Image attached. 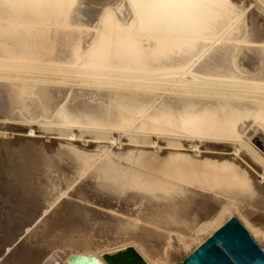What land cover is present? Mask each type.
I'll list each match as a JSON object with an SVG mask.
<instances>
[{"label": "bare ground", "instance_id": "obj_1", "mask_svg": "<svg viewBox=\"0 0 264 264\" xmlns=\"http://www.w3.org/2000/svg\"><path fill=\"white\" fill-rule=\"evenodd\" d=\"M232 216L264 250V0H0V264H176Z\"/></svg>", "mask_w": 264, "mask_h": 264}, {"label": "water", "instance_id": "obj_2", "mask_svg": "<svg viewBox=\"0 0 264 264\" xmlns=\"http://www.w3.org/2000/svg\"><path fill=\"white\" fill-rule=\"evenodd\" d=\"M103 258L108 264H147L133 247ZM176 264H264V250L232 216Z\"/></svg>", "mask_w": 264, "mask_h": 264}]
</instances>
